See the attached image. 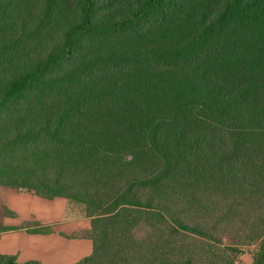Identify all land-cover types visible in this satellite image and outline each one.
<instances>
[{"label":"trees","instance_id":"obj_1","mask_svg":"<svg viewBox=\"0 0 264 264\" xmlns=\"http://www.w3.org/2000/svg\"><path fill=\"white\" fill-rule=\"evenodd\" d=\"M0 186L84 205L74 264L233 228L264 264V0H0Z\"/></svg>","mask_w":264,"mask_h":264},{"label":"crops","instance_id":"obj_2","mask_svg":"<svg viewBox=\"0 0 264 264\" xmlns=\"http://www.w3.org/2000/svg\"><path fill=\"white\" fill-rule=\"evenodd\" d=\"M5 195L4 207L9 215L0 225L1 255L15 256L18 263L35 260L38 264H74L92 252L90 218L82 206L62 197L46 199L11 188ZM35 222L51 232L29 233L21 227Z\"/></svg>","mask_w":264,"mask_h":264},{"label":"rangeland","instance_id":"obj_3","mask_svg":"<svg viewBox=\"0 0 264 264\" xmlns=\"http://www.w3.org/2000/svg\"><path fill=\"white\" fill-rule=\"evenodd\" d=\"M9 187L0 186V225L4 216H8L9 212L4 207L5 193ZM12 189V188H11ZM73 202V201H72ZM74 204L82 206V211L87 214L83 204L73 202ZM76 214V211H74ZM77 215V214H76ZM140 228L135 233V237L141 240L146 238L150 233L149 228L142 222ZM240 229H226L217 232L214 237H195L193 235H186L184 237L185 245H191L192 251L187 256H191L197 264H251L258 251L260 240L256 239V233L251 230ZM254 230V229H252ZM252 239V240H251ZM174 246H177L174 243ZM115 251V250H114ZM121 250H116L111 253V257L122 260ZM143 252L132 253L128 256L127 262L129 264H142Z\"/></svg>","mask_w":264,"mask_h":264}]
</instances>
